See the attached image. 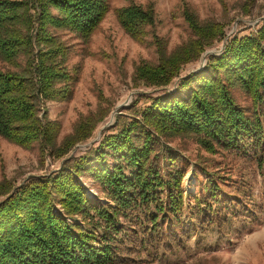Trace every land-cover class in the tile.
<instances>
[{
  "label": "trees",
  "instance_id": "16d2710c",
  "mask_svg": "<svg viewBox=\"0 0 264 264\" xmlns=\"http://www.w3.org/2000/svg\"><path fill=\"white\" fill-rule=\"evenodd\" d=\"M255 3L243 0L241 14ZM109 8L107 0H0V61L7 66L0 68V137L25 149L37 143L39 166L47 157L62 159L56 169L19 184L0 179V264H128L131 234L161 251L163 227L171 230L178 221L185 198V170L174 164L165 143L170 138H190L209 153L224 149L263 157L264 17L255 30L228 37L201 69L180 76L184 65L224 37L222 22L201 21L186 4L181 14L191 35L170 50L164 37L154 35L156 60H140L132 75L134 85L156 88L177 78L174 89L143 95L147 102L116 116L115 124L119 118L121 123L103 132L97 144L66 157L110 108L99 104L58 140L60 122L41 106L68 101L78 77L66 66L70 47L55 32L68 30L87 42ZM113 13L137 42L155 19L151 3L131 1ZM233 86L249 97L251 109L235 102ZM244 138L250 143L244 145ZM84 175L99 187L101 198L87 194L79 180ZM214 193L209 200L195 198L199 213L214 209L205 207L217 202ZM222 209L224 217L211 216L218 227L235 212L225 203ZM189 234L181 232L180 238L188 240Z\"/></svg>",
  "mask_w": 264,
  "mask_h": 264
},
{
  "label": "rangeland",
  "instance_id": "374dc122",
  "mask_svg": "<svg viewBox=\"0 0 264 264\" xmlns=\"http://www.w3.org/2000/svg\"><path fill=\"white\" fill-rule=\"evenodd\" d=\"M107 1L109 11L87 42H82L68 30L55 32L70 47L66 66L70 70L76 69L78 77L68 101H48L41 106L46 108L50 119L60 122L58 140L71 131L81 116L93 112L99 104L110 108L91 136L73 146L66 157L78 156L97 144L103 132L121 123L122 118H119L115 124L116 116H126L147 102L143 95H157L164 90L174 89L177 78L165 88H156L134 85L132 75L140 60H156L154 35L166 39L168 50L191 35L181 14L184 4L191 7L201 21H219L224 24V37L205 51L219 50L232 34L240 35L255 30L264 16V0H256L248 14H241L239 9L243 0ZM131 1L142 5L151 3L154 8V23L145 27L146 35L142 42L130 38L121 29L113 13L115 7ZM205 51L197 60L184 65L180 76L197 70L202 58L205 62L208 54L219 53L204 55ZM5 67L0 61V68ZM230 91L238 105L251 109L250 99L242 90L233 86ZM247 140L244 138V145L250 143ZM165 143L173 151L176 158L174 164L185 170L181 183L185 198L180 218L171 230L169 226L163 227L166 237L161 251L159 248L155 252L153 248L140 244V237L131 234L132 242L126 251L128 264H264V146L263 157L257 160V157L246 158L243 154L224 149L209 153L190 138L174 137ZM37 147V143H33L25 149L0 137V179L8 177L19 184L29 175L56 169L62 159L47 157L44 165L39 166ZM247 148L249 152L255 150ZM79 180L90 197L101 198L99 187L90 178L84 175ZM211 191L215 192L212 197L217 202L206 203L205 207L214 206V209L203 207L205 209L199 213L194 205L195 198L198 196L205 201V198L211 197ZM224 203L240 216L234 212V219L230 216L218 227L211 216L219 213L224 217L225 210L218 211ZM181 232L190 233L188 240L180 238Z\"/></svg>",
  "mask_w": 264,
  "mask_h": 264
},
{
  "label": "water",
  "instance_id": "95a60500",
  "mask_svg": "<svg viewBox=\"0 0 264 264\" xmlns=\"http://www.w3.org/2000/svg\"><path fill=\"white\" fill-rule=\"evenodd\" d=\"M264 17V16H263ZM224 47V43H222V45L220 46V48H219V50H217V51H215V50H208V51H205L204 52V55L205 54H207V53H212V52H221V50H222V48ZM203 60L201 61V65H200V67L197 69V70H199V69H201V66L203 65V61H204V57L202 58Z\"/></svg>",
  "mask_w": 264,
  "mask_h": 264
},
{
  "label": "built area",
  "instance_id": "2783aa9c",
  "mask_svg": "<svg viewBox=\"0 0 264 264\" xmlns=\"http://www.w3.org/2000/svg\"><path fill=\"white\" fill-rule=\"evenodd\" d=\"M58 208V206H56Z\"/></svg>",
  "mask_w": 264,
  "mask_h": 264
}]
</instances>
